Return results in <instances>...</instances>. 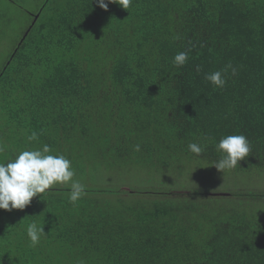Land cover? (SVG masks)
Wrapping results in <instances>:
<instances>
[{
	"label": "trees",
	"instance_id": "1",
	"mask_svg": "<svg viewBox=\"0 0 264 264\" xmlns=\"http://www.w3.org/2000/svg\"><path fill=\"white\" fill-rule=\"evenodd\" d=\"M35 1L18 31L21 13L10 29L12 6L0 0V163L47 144L81 183L108 170L168 185L193 170L201 185L176 198L93 185L76 204L68 186L52 188L24 210H0V264H264V194L203 187L214 173L264 178V0H132L107 11L95 0ZM229 64L223 88L205 79ZM241 134L249 156L218 172L216 144ZM32 222L46 235L36 247Z\"/></svg>",
	"mask_w": 264,
	"mask_h": 264
},
{
	"label": "clouds",
	"instance_id": "2",
	"mask_svg": "<svg viewBox=\"0 0 264 264\" xmlns=\"http://www.w3.org/2000/svg\"><path fill=\"white\" fill-rule=\"evenodd\" d=\"M98 6L107 11L109 4H118L128 10L132 0H95ZM188 60L187 52H179L173 58L176 67H182ZM228 69H235L229 64L225 69L207 74L205 79L218 88L226 84L224 75ZM29 142L37 141L38 135L32 132L27 137ZM216 151L221 158L213 163L218 172L224 174L227 170L235 169L240 162L244 161L251 152L250 141L245 135H228L220 139L216 144ZM140 151V145L135 146ZM188 149L191 153L201 156L204 146L198 143H190ZM51 148L45 144L42 150H22L14 160L0 163V210L11 212L24 210L33 199L46 193L56 185H67L70 188L69 201L76 204L86 193V186L75 180V170L72 163L64 155H52ZM46 236L44 227H38L32 222L27 227V237L30 246L36 247L41 237ZM83 264V261L80 262Z\"/></svg>",
	"mask_w": 264,
	"mask_h": 264
},
{
	"label": "rangeland",
	"instance_id": "3",
	"mask_svg": "<svg viewBox=\"0 0 264 264\" xmlns=\"http://www.w3.org/2000/svg\"><path fill=\"white\" fill-rule=\"evenodd\" d=\"M5 4H9L12 6V12L10 14L11 16V21L9 24V28L12 29L15 27V25L17 26V12L19 11V13H21V17L18 22L19 23V28L18 31H20L25 23L27 22V17L25 15V12H29L31 9L35 8L36 6L38 7V1H32L30 0L28 4H25L26 2H21L22 5H24L25 8L22 7V5H20L21 8H17V0H2ZM14 19H15V25H14ZM26 26V25H25ZM17 30V29H16ZM17 32H13L11 39H10V43L15 44L17 41V36H16ZM12 44V45H13ZM10 46V44H7L6 47L4 49H8L7 47ZM3 49V50H4ZM6 58L3 57V59ZM194 167V166H193ZM105 170V169H104ZM192 171V175L188 174V175H183L181 173H179L178 171H176L175 173L171 174V176L169 175V181L170 183L167 184H162L161 181H166V177L164 178L161 175H158V173L155 174H148V172H146L148 175L146 174H139L136 173L137 175L135 176H131L128 173H126L125 171H108L105 170V173L103 175H101L102 179H98L99 181H90L88 184H86V180H83L82 184H84L86 187L88 186H100L101 188H105L106 186H110L113 188H117L119 190L122 191H131V190H136V191H142V192H147V191H163L165 189V192L171 193L170 195L173 198H176V196L187 193L188 189L191 187H196L195 185H201L200 181H196L197 175L199 173V171ZM118 172H122V174H119ZM206 173V172H205ZM219 173H214L212 178L208 177L207 180L205 181V183L203 184V187L208 188V191L205 192H209V193H223L226 195H230L229 192H233V188L235 186H233V182L237 183L238 187L236 190H234V193H241L244 191H254L256 194H264V178H259V176H246V177H237V178H233L229 177V181L227 177L223 176V175H218ZM200 176V175H199ZM198 176V177H199ZM216 176V180L213 182V177ZM75 179H77L76 177H74ZM105 178L110 179V182H104ZM197 178V179H196ZM151 179V180H148ZM196 179V180H195ZM121 180V181H120ZM108 181V180H105ZM120 181V182H119ZM196 181V182H195ZM167 182V181H166ZM195 182V185L193 184ZM81 183V182H80ZM59 186H63V185H56L53 188L59 187ZM67 186V185H64ZM137 188V189H134ZM236 191V192H235ZM105 197V196H102ZM137 197H142L137 196ZM112 200L115 199V197L111 196L109 197ZM236 197L234 198V201Z\"/></svg>",
	"mask_w": 264,
	"mask_h": 264
}]
</instances>
